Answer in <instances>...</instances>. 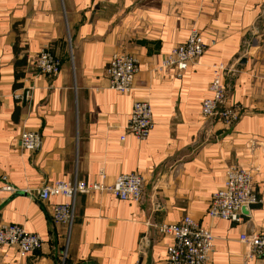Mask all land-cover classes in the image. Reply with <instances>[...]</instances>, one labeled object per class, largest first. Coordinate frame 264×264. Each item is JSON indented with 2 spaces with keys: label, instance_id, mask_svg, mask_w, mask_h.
I'll use <instances>...</instances> for the list:
<instances>
[{
  "label": "crops",
  "instance_id": "obj_1",
  "mask_svg": "<svg viewBox=\"0 0 264 264\" xmlns=\"http://www.w3.org/2000/svg\"><path fill=\"white\" fill-rule=\"evenodd\" d=\"M192 30L207 45L197 63L180 78L154 71ZM42 48L61 62L54 79L35 69ZM115 53L139 63L130 94L107 89ZM217 65L236 71L223 81L243 115L206 134L201 103ZM0 92V180L16 191L0 195V224L44 241L24 258L0 247V264H166L169 239L157 227L185 216L213 234L212 264H264L239 240L264 233V0H0ZM135 101L152 108L145 141L126 131ZM24 131L39 135L35 152L19 148ZM235 166L251 171L259 202L238 223L211 219L209 198ZM134 173L144 179L139 204L77 195L69 236L50 217L65 200L36 196L55 181L111 186Z\"/></svg>",
  "mask_w": 264,
  "mask_h": 264
},
{
  "label": "built area",
  "instance_id": "obj_2",
  "mask_svg": "<svg viewBox=\"0 0 264 264\" xmlns=\"http://www.w3.org/2000/svg\"><path fill=\"white\" fill-rule=\"evenodd\" d=\"M207 50V45L199 31L192 30L188 38L174 46L154 68L157 73L173 71L180 78L187 68L197 63ZM138 61L135 56L126 53L112 54L104 71L107 89L122 95L134 90V80L138 73ZM35 69L41 76L54 79L60 73L61 62L47 48H42L35 59ZM236 72L224 65L212 67V79L208 86L209 97L201 103L200 119L203 133H210L212 126L221 124L229 129L234 127L243 115V110L230 103V91L223 81L225 74ZM18 99L17 96H15ZM31 98V89H27L25 99ZM2 94L0 92V101ZM154 128L153 113L147 101H135L131 108L126 131L139 141H145ZM210 130V131H209ZM209 131V132H208ZM205 134V135H206ZM124 140V137L121 138ZM40 144L39 135L33 131L21 133L18 146L21 150L35 152ZM144 179L139 174L119 175L111 186L88 184L76 178L73 181H55L44 185L36 192L40 202L47 203L52 197H62L65 201L50 207V217L54 225L65 229L69 236L74 223V204L77 195H90L105 192L120 201L139 204L143 197ZM16 191L5 178L0 180V195L14 194ZM259 202L254 188L251 171L242 167H229L225 172L223 186L211 195L207 215L238 223L243 208H249ZM157 231L169 242L165 245L166 264H212L215 238L211 231L201 227L189 216L176 223H163ZM248 249V258H259L264 262V233L250 232L239 238ZM145 237L140 243L143 249ZM44 241L36 234L26 232L14 224H0V247L14 248L24 258L41 250Z\"/></svg>",
  "mask_w": 264,
  "mask_h": 264
},
{
  "label": "water",
  "instance_id": "obj_3",
  "mask_svg": "<svg viewBox=\"0 0 264 264\" xmlns=\"http://www.w3.org/2000/svg\"><path fill=\"white\" fill-rule=\"evenodd\" d=\"M18 194H21V193H18Z\"/></svg>",
  "mask_w": 264,
  "mask_h": 264
}]
</instances>
